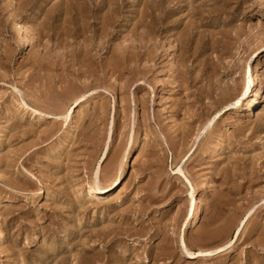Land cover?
Returning a JSON list of instances; mask_svg holds the SVG:
<instances>
[{
    "label": "rangeland",
    "instance_id": "rangeland-1",
    "mask_svg": "<svg viewBox=\"0 0 264 264\" xmlns=\"http://www.w3.org/2000/svg\"><path fill=\"white\" fill-rule=\"evenodd\" d=\"M262 55L264 0H0V264H264Z\"/></svg>",
    "mask_w": 264,
    "mask_h": 264
},
{
    "label": "bare ground",
    "instance_id": "bare-ground-1",
    "mask_svg": "<svg viewBox=\"0 0 264 264\" xmlns=\"http://www.w3.org/2000/svg\"><path fill=\"white\" fill-rule=\"evenodd\" d=\"M110 1H112V0H110ZM106 6V5H105ZM67 8V7H66ZM101 8V7H100ZM67 10V9H66ZM97 10V9H96ZM68 11V10H67ZM102 11V10H101ZM104 19V18H103ZM16 23V22H15ZM14 23V26L16 25ZM105 24V23H104ZM14 29H16V31H17V37H18V48L19 49H22L24 46H25V42H24V39H23V32H22V27H21V24L20 23H17V25L15 26V28ZM102 33V32H101ZM115 34V33H114ZM92 38V37H91ZM91 40V39H90ZM215 42V41H214ZM190 46V45H189ZM208 45H206V47H207ZM211 46V45H210ZM212 47V46H211ZM208 48H209V46H208ZM213 48H214V46H213ZM243 48V47H242ZM244 49V48H243ZM204 50V49H203ZM215 50H217V48L215 49ZM239 50V49H238ZM246 51H247V49H246ZM241 54V53H240ZM122 56V55H121ZM123 56H124V54H123ZM91 57V56H90ZM113 58V57H112ZM134 58V57H133ZM238 58V57H237ZM243 58V57H242ZM73 60V59H72ZM89 60V59H88ZM107 60H108V58H107ZM118 60V59H117ZM220 60V59H219ZM246 60V59H245ZM86 61V60H85ZM129 61V60H128ZM87 62V61H86ZM89 62H90V60H89ZM117 62V61H116ZM119 62H121V61H119ZM208 62V61H207ZM245 62V61H244ZM256 63L252 66V68H251V70H252V72H253V74L255 73V75L256 76H259V75H262L263 77H264V55H262L261 57H258V60L257 61H255ZM97 63V62H96ZM81 65H82V63H80ZM92 64V63H91ZM110 64V63H109ZM131 64V63H130ZM221 64V63H220ZM101 65V64H100ZM116 65H117V63H116ZM213 65V64H212ZM243 65V64H242ZM241 65V66H242ZM244 65H245V63H244ZM122 66H124V65H122ZM206 66V65H205ZM211 66V65H210ZM209 66V67H210ZM94 67V66H93ZM114 68V67H113ZM119 68H120V66H119ZM123 68V67H122ZM246 68V67H245ZM82 69H83V66H82ZM94 69V68H93ZM92 69V70H93ZM110 69V68H109ZM222 69V68H221ZM263 69V71H262V73L261 74H259L261 71L260 70H262ZM214 71V70H213ZM212 72V71H211ZM231 72V71H230ZM237 72V71H236ZM111 73H113V72H111ZM206 73V72H205ZM216 73V72H215ZM214 74V73H213ZM213 74H211V75H213ZM225 74H229L228 72L227 73H225ZM207 75H208V72H207ZM210 75V74H209ZM211 75H210V78H211ZM231 75V74H230ZM254 75V76H255ZM214 76V75H213ZM206 77V76H205ZM209 78V79H210ZM259 78V77H258ZM262 78V77H261ZM260 78V79H261ZM209 79H207V80H209ZM219 79V78H218ZM212 80H213V77H212ZM211 80V81H212ZM217 82V81H216ZM222 82V81H221ZM210 83V82H209ZM212 83V82H211ZM211 83L209 84V85H211ZM208 85V86H209ZM213 85V84H212ZM229 85V84H228ZM238 85V84H237ZM225 86V85H224ZM235 86V85H234ZM241 86V85H240ZM253 86V85H252ZM210 87V89H207V90H211V86H209ZM214 87V86H213ZM217 87V86H216ZM264 87V80H261L260 81V84H259V86H258V88L257 89H252L251 88V85H247L246 86V88L245 89H243V90H239L240 92L239 93H237L236 94V96H235V99H234V102L232 101V104H235V106H236V108L237 107H239L242 103H243V100H248V104L250 105V106H252V107H254V106H256V103H258L259 101H260V99L262 98V93L261 92H264L263 90H262V88ZM225 88V87H224ZM226 89V88H225ZM226 91V90H225ZM209 92V91H208ZM211 92V91H210ZM209 92V93H210ZM223 92V91H222ZM233 92V91H232ZM208 94V93H207ZM212 96V95H211ZM76 97V96H75ZM225 98V97H224ZM86 99V95L83 93L82 95H78V97H76L75 99H74V101H73V103L70 105V107H69V109H68V111H67V113H66V118L68 119V120H71L72 118H73V115H74V113H75V110L77 109V107L78 106H80L81 105V103L84 101ZM230 101V100H229ZM23 103V102H22ZM231 103V102H230ZM225 104V103H224ZM229 104V103H228ZM259 104V103H258ZM230 105V104H229ZM25 106H26V104H25ZM231 106V105H230ZM28 107V106H27ZM224 107H222V109H223ZM250 109V108H249ZM33 112H35L36 114L37 113H39L38 112V110H36V109H33ZM259 113V112H258ZM261 115V114H260ZM49 116H52V115H50L49 114ZM261 117V116H260ZM67 121V120H66ZM137 136V135H136ZM138 138V137H137ZM219 138V137H218ZM132 143V142H131ZM221 142H219L217 145H216V147H215V149L213 150V152L212 153H216L220 148H221ZM210 152V151H209ZM103 154V156H105V154H106V149H105V151H104V153H102ZM127 162H128V157H126V158H124V161L121 163V165H120V170H119V167H118V172H117V175H116V178L111 182V183H109L106 187H98V185H90L89 187H88V189L86 190L87 191V194L91 197V196H93V195H95V194H102V193H104V192H107L108 193V191L109 190H113L114 188H116L119 184H120V181H121V176H122V171L124 170V168L126 167V164H127ZM206 183V182H205ZM206 186H208V185H206ZM42 190V189H41ZM192 191L194 192L195 191V188H194V185H192ZM205 192H207L206 191V187H205V189L203 190V192L202 193H200V194H197V195H195L194 197L192 196V202H190L191 204H190V206L188 207V209H187V211L185 212V215H184V218L186 219V223L184 224V226H183V231L182 232H185V230H188L189 228H191V227H195L196 225H197V221H196V215H197V210L198 209H200V208H202V203H203V194L205 193ZM192 193V192H191ZM40 194V193H39ZM193 194V193H192ZM101 196V195H100ZM4 233H5V231L3 230V228L2 227H0V241L3 239V237H4ZM8 249V248H7ZM188 252V254L189 253H191V255H189V256H194V253L193 252H191V251H187ZM2 253V252H1ZM16 264H19V263H16Z\"/></svg>",
    "mask_w": 264,
    "mask_h": 264
},
{
    "label": "snow or ice",
    "instance_id": "snow-or-ice-1",
    "mask_svg": "<svg viewBox=\"0 0 264 264\" xmlns=\"http://www.w3.org/2000/svg\"><path fill=\"white\" fill-rule=\"evenodd\" d=\"M189 255H191V253H189Z\"/></svg>",
    "mask_w": 264,
    "mask_h": 264
}]
</instances>
